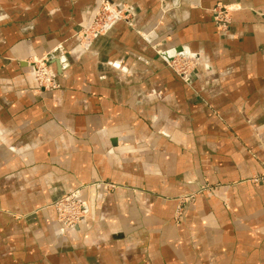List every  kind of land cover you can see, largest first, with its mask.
Returning a JSON list of instances; mask_svg holds the SVG:
<instances>
[{"label":"crops","instance_id":"crops-1","mask_svg":"<svg viewBox=\"0 0 264 264\" xmlns=\"http://www.w3.org/2000/svg\"><path fill=\"white\" fill-rule=\"evenodd\" d=\"M101 1L0 0V264H264V0H108L128 20L83 48ZM152 44L194 55L190 82Z\"/></svg>","mask_w":264,"mask_h":264},{"label":"built area","instance_id":"built-area-1","mask_svg":"<svg viewBox=\"0 0 264 264\" xmlns=\"http://www.w3.org/2000/svg\"><path fill=\"white\" fill-rule=\"evenodd\" d=\"M213 20L219 29H226L230 23L229 10L222 4H217L213 9ZM128 8L120 3H113L108 0L100 2L96 8L90 23L83 27L80 37L84 39V47L90 44L91 37L94 34L106 30L114 21L122 19L128 20ZM167 64L174 72L184 81L190 82L194 74L198 59L191 53L179 54L173 49H167L161 52ZM34 79L39 88L44 90H52L58 87L57 74L53 67L49 64L48 58H40L34 60L30 64ZM80 188L62 195L53 202L57 212V218L60 221V231L64 233L80 222L88 211V208L79 198ZM189 196V195H188ZM191 196V195H190Z\"/></svg>","mask_w":264,"mask_h":264},{"label":"rangeland","instance_id":"rangeland-1","mask_svg":"<svg viewBox=\"0 0 264 264\" xmlns=\"http://www.w3.org/2000/svg\"><path fill=\"white\" fill-rule=\"evenodd\" d=\"M103 1V0H102ZM114 3V2H113ZM128 18V17H127ZM109 28V27H108ZM107 28V29H108ZM107 29L106 30H102L100 33H98V34H94L95 32H93V37H91V40H90V43H91V41L93 40V38L95 37V36H97V35H99V34H102V33H104L105 31H107ZM82 30H83V28L75 35V37L78 39V42H79V44L81 45V47H83V48H86V47H84L83 46V44H84V39L83 38H81L80 37V34L82 33ZM90 45V44H89ZM88 45V46H89ZM87 46V47H88ZM152 47L154 48V50L158 53V54H160L161 56H163L164 57V55L161 53V52H164L165 50H167V49H164V48H160V47H158V45L157 44H152ZM169 49V48H168ZM50 64V63H49ZM166 64H167V62H166ZM198 64H199V61H198ZM51 65V64H50ZM168 65V64H167ZM52 66V65H51ZM169 66V65H168ZM198 66V65H197ZM169 68H171L170 66H169ZM54 69V68H53ZM172 69V68H171ZM197 69V68H196ZM173 70V69H172ZM174 71V70H173ZM196 71V70H195ZM179 77V76H178ZM180 78V77H179ZM181 79V78H180ZM182 80V79H181ZM183 81V80H182ZM250 182H253V183H259V182H264V172H261V173H259V174H256V175H253V176H251L249 179H248ZM104 185L110 190V189H113L115 186H116V184H113V183H104ZM88 186V184H81V185H78V186H76V187H74V188H72V189H70L69 191H67L66 193H64V194H68L69 192H71V191H73V190H75V188H80V193H79V198L86 204V205H88L87 206V208H88V211L87 212H85V214H84V216H83V218H82V220H84V218H86L87 216H88V214H89V212H90V206H89V204H88V202L84 199V198H82V196H81V191H82V189L84 188V187H87ZM64 194H62V195H64ZM61 195V196H62ZM189 195V196H188ZM191 195V196H190ZM195 194L192 192V193H186V194H183L182 196H179V199H181V200H189V199H192V197L194 196ZM61 196H59L58 198H60ZM58 198H56L55 200H57ZM54 200V201H55ZM54 201H52L51 202V207L53 208V210H54V212H55V215H56V220H57V222H58V224H59V229H60V227H61V224H60V221L58 220V218H57V212H56V209H55V207H54V205H53V202ZM179 209V208H178ZM82 220L80 221V222H82ZM80 222H78L77 223V225L75 226V227H73V228H71V229H68L67 231H72V230H74L75 228H77V226L79 225V223ZM66 232V231H65ZM64 232V233H65Z\"/></svg>","mask_w":264,"mask_h":264}]
</instances>
